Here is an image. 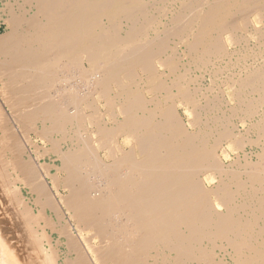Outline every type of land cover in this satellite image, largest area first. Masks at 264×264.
Returning a JSON list of instances; mask_svg holds the SVG:
<instances>
[{
    "label": "bare ground",
    "instance_id": "1",
    "mask_svg": "<svg viewBox=\"0 0 264 264\" xmlns=\"http://www.w3.org/2000/svg\"><path fill=\"white\" fill-rule=\"evenodd\" d=\"M20 1L1 217L42 264L53 230L69 264H264V0Z\"/></svg>",
    "mask_w": 264,
    "mask_h": 264
},
{
    "label": "rangeland",
    "instance_id": "2",
    "mask_svg": "<svg viewBox=\"0 0 264 264\" xmlns=\"http://www.w3.org/2000/svg\"><path fill=\"white\" fill-rule=\"evenodd\" d=\"M5 1L6 0H0V7H1V9H0V34H2V33H4L5 31H7L8 29H7V24H6V22H5V19L8 17V10H7V8L4 6V3H5ZM20 3H21V1L20 0H18ZM19 5L20 4H18V5H16V10H18V7H19ZM18 6V7H17ZM6 17V18H5ZM209 81L208 80H205L204 81V83H208ZM46 159H47V161H50V156H47L46 157ZM25 188H23V193L27 196L28 194H27V192H26V189L24 190ZM0 199H1V194H0ZM1 201V200H0ZM1 204V203H0ZM10 206H8V208H9ZM12 207H10V209H11ZM5 209V208H4ZM2 209H1V205H0V221L2 220V222L4 221L5 223H2L3 224V226L1 227V233H2V235H4V237L6 238V239H8V243L9 242H11V248H12V250L14 251V253H15V250H16V260H17V262H18V264H42V260H44V255H43V257H42V252H40V250H39V253H38V250H37V248L35 247V245L33 246L29 241H28V239L26 238V237H24L25 235L23 234V231H22V229H20L21 228V226H20V228H18L19 226H15L14 224H9L10 222H7V221H5V220H3L2 219V217H4V212L3 211H1ZM9 210V209H8ZM9 211H12V212H9ZM9 211H7L6 209H5V212H7L6 214H8V212L12 215L13 213H15V211H14V209H12V210H9ZM15 215V214H14ZM2 216V217H1ZM8 223V225H7V223ZM9 225H12V226H10V227H7V226H9ZM15 227V228H14ZM17 227V228H16ZM9 228V229H8ZM6 229V230H5ZM8 229V230H7ZM6 232H4V231ZM13 231V232H11L10 233V231ZM16 230V231H15ZM47 231H49V233H51V230L48 228L47 229ZM17 232V233H16ZM7 234V235H6ZM14 234H17V236L16 235H14ZM12 235V236H11ZM13 235H14V237H13ZM22 235H23V237H22ZM11 236V237H10ZM21 236V237H20ZM11 239H10V238ZM13 237V238H12ZM15 238V239H14ZM17 238V239H16ZM52 240L50 241V244L51 245H48L49 244V242H44L42 245H44V247L46 248V249H49V250H51V247H52V250L51 251H53V249H54V253H55V251H56V255H57V258H56V260H57V263L58 264H62V263H64V264H69L67 261H69V259H71L72 257H73V254H70L68 251H67V243L66 242H64V239H62V240H56V238H57V233L56 232H54V230L52 231ZM27 239V240H26ZM56 241H55V240ZM11 240V241H10ZM13 240H15V242L13 241ZM63 241V242H62ZM96 241H98V239H96ZM13 242V243H12ZM66 243V244H65ZM17 246H16V245ZM14 246V248H13V246ZM16 246V247H15ZM20 246V247H19ZM49 246V247H48ZM66 246V247H65ZM18 248V249H17ZM57 248V249H56ZM19 254V255H18ZM19 257H18V256ZM21 255V256H20ZM65 260H64V259ZM67 260V261H66Z\"/></svg>",
    "mask_w": 264,
    "mask_h": 264
}]
</instances>
